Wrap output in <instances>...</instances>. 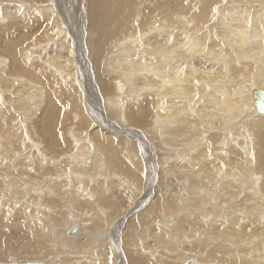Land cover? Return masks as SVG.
<instances>
[{
	"label": "bare ground",
	"instance_id": "6f19581e",
	"mask_svg": "<svg viewBox=\"0 0 264 264\" xmlns=\"http://www.w3.org/2000/svg\"><path fill=\"white\" fill-rule=\"evenodd\" d=\"M86 1V8L90 18L88 17L84 21L86 14L84 17L81 14H77V5L73 7V0H0V100L3 101L2 95H9L6 102L11 101L8 102L10 109L14 108V111L10 113L9 120L0 108V164L7 167L10 157L18 154H24L23 162L21 165L19 164L20 166L32 162V160L37 165L58 162L60 157L63 156L61 163H64L69 170L71 168V172H73L75 170L74 166L83 163L90 152H88L89 149L85 148L86 146L88 147V140H82L80 136L82 129L79 127L81 124L78 127L77 124L80 122H75L74 125L71 123V126L68 127L72 133L71 137L69 134H63L60 127H63L62 119L63 122L65 119L68 120L69 109L67 110V108L69 105L59 106L55 104L56 96L64 97L71 101L67 88L72 85H65L64 89H60L52 78H71L75 80V69L80 71L81 65L84 67L81 70L84 78V71H88V75L91 73L89 69H86L88 59L90 64L92 63L96 79L93 81L94 86H91L90 84L93 82L87 78L86 86H84L86 91L92 92V101L98 104L97 108L101 107L102 94L105 110L111 117H116L120 121V117L123 116V118L130 121L128 126L142 124V122L147 121L152 112L155 113V122L164 119L165 121L170 120L172 123L173 119L179 118V122L175 125H179L181 121L186 122V113H192L194 117L192 119L195 121L190 129L194 140L192 139L188 145L189 147H194L196 142L201 141L202 147L198 148L193 154L187 153L189 158L186 163H174L175 167L170 166V169L178 168L182 179L185 175L191 176V179L187 180L190 185L186 188L189 190L188 194L193 195L195 198L187 197L184 192L181 194L176 192L175 194L173 193L175 191H172L170 195H167L166 192L167 196H165L169 200L170 207H166L164 203L165 196H162L161 201L158 202L155 208L153 206L147 208L146 213L140 215L146 219L145 217H150V211L152 212L150 228L153 234L155 232L163 234L161 227L155 225L157 223L155 220L159 217L158 213L166 208L171 210V212H178L175 216L177 221L169 220L171 216L168 215L166 217L167 220L165 219V222L170 223V227L174 229L170 234L165 235V238L169 240L168 243L172 244V246H175L177 242L176 237H183L184 242L185 240L189 242L192 239L189 236L202 233L198 229L206 230L209 233L211 231L214 232L215 225L213 223H215V217L207 220L203 215V218L182 215L181 213L183 212H180V210H196L199 204L203 206L207 202L202 197L201 190L212 191L216 188L214 184L219 185L220 183H222L221 191L226 199L236 198L242 193L240 191L247 188H251L250 191H254L256 195L262 196L263 210L261 209V213H256V215L254 213L250 214V218L255 217L258 221L262 220L264 218V113L256 110L254 99L252 100L251 95H253L255 88L261 87L260 89H264V0H235V4H223L222 0H202L200 5L202 11L200 14L192 13L194 6L200 0H82L79 4H83ZM56 5L58 14L65 19L67 29L76 33L74 44L76 46V64L78 67H72L73 70L71 65L73 64L74 49L72 50L69 38L65 33V27L62 29L54 23ZM84 27L92 34L93 37L91 39L85 38L83 34ZM178 42L182 43L179 48L180 52L174 57L176 61L170 63L168 61L169 54L176 51ZM218 44L220 45L219 48L217 47ZM86 53L88 54L87 57ZM109 54H113V56L109 58ZM252 56H257L256 63L255 58L251 60ZM204 59H207V62L202 64L201 61ZM244 60H246L247 64L252 62V66L255 68L253 71H256V73L249 68L248 70L246 69L247 65L243 63ZM216 65L224 67L227 71L224 76L217 79H215L218 77L216 74L220 73V70L217 69ZM234 66L241 71V74L245 73V75L241 76L242 79H236L237 73L232 72ZM108 75L112 76L110 82L108 81ZM152 76L155 80L151 81V83L145 82L146 78L150 79ZM150 85L153 86L149 87ZM129 87L131 91H134L131 95L127 93ZM62 90L67 92L63 94ZM245 90L248 92L249 100L243 104L240 101L244 99ZM60 91L61 94L58 95ZM141 98L143 100L140 102ZM203 98H205L204 101H207L204 106L201 104ZM130 100H135L138 104L124 107V102ZM65 106L67 108H63ZM246 108H251L250 115L239 118L241 111ZM80 109L76 111L78 117L85 112H80ZM17 110L20 111V114L17 113ZM21 110H24V114L21 113ZM206 111H209V114L207 113L206 115ZM218 115L220 117L225 116L226 120L219 122V119L216 118ZM205 116L210 118V120L202 125L200 120H204ZM31 117L38 118L35 121H37V127L42 134L39 133L40 135L35 136L36 142H34L36 147L37 145L38 147L34 148L35 150H32V148V151L28 147V152L22 146V144L26 146L29 140L28 135L19 134V130L16 131L15 129L20 127V120L31 119ZM214 118L217 120L215 121ZM86 122L91 125L90 120L87 118ZM111 123L114 125L109 124L110 126L105 130H102L101 126L96 124L92 137L94 142H97V149H95L93 155H98L101 158L105 157L104 155L108 147L111 146L112 139H110L108 133H116L118 130H122L120 123L115 124L113 121ZM199 125L202 126L199 127ZM214 129L218 130V132L212 131ZM62 130L64 129L62 128ZM174 130L182 134L181 128ZM202 131H209V134L205 137L208 138L207 140L203 139ZM211 131L212 134H210ZM215 132H217V135H213ZM235 135L237 139L236 142H232L234 143L231 144L232 147L221 152V147H228L227 145L231 143L232 136L235 137ZM86 136L91 139L89 133ZM214 136L222 138L220 140L221 144L217 146L218 148L215 145L214 147L212 145L214 143L209 139ZM253 138L255 142L257 141L258 148H260L257 156L253 153V146H249V141H252ZM42 140H45L44 144ZM74 140L78 143L77 147L74 145ZM91 143H93L92 140ZM209 145H212V147H209ZM114 146V148L117 147L116 144ZM117 149H119V144ZM129 150L131 149L129 148ZM57 153L63 154H59L60 157L58 158ZM37 154L38 156L35 160L34 156ZM178 154H176V158L182 160V157ZM149 164H153L152 158ZM29 165L31 166V164ZM136 166L138 167L139 163ZM256 170L261 173V177L257 178L254 176L250 179V176H253L252 173ZM55 171L56 169L51 166H44L41 174L45 172L54 173ZM105 171H107V168ZM11 173L13 172H7L8 175ZM219 174H221L222 179L217 182L215 176ZM14 175H16L15 171ZM109 175L105 176L109 177ZM125 175L138 179L136 175L129 173H125ZM26 176L31 177L29 175ZM2 177H5V175ZM2 177L0 175V213L13 208L16 201L20 202L22 199L17 198L18 195L26 199V202L37 200L34 194L25 189L24 182L28 179L24 178L22 180L19 177L17 179L10 176L9 180L4 181L1 179ZM214 180L216 181L215 183ZM40 181H35L34 184ZM125 181L127 180L125 179ZM62 182L66 186V180H62ZM50 186V188L53 187L51 184ZM250 195L254 194L250 193ZM206 197L208 198V196ZM6 198L10 200V203L7 204L9 208L3 203ZM255 203L258 202L256 201ZM50 204L45 202V206L40 205L42 207L40 211L35 208L33 211H26L22 214V217L25 218L24 224L26 228L31 229L32 242L34 240L35 243L41 244L44 239H48V243L44 244V248L47 249L48 247L46 246L52 242L50 241L52 238L50 230L52 228L49 230V225L52 223L53 217L51 214L48 215L43 212L45 207L50 206ZM249 206L246 208H249ZM237 209L234 207L227 214L222 213L221 227L220 229L217 227L220 231H217L223 236V239L227 237V233L234 229H240L237 231L239 232V238H241L249 235L247 232L248 228H254L253 223L247 225V229L245 225L239 224V220L243 222V219L248 216L239 215ZM262 215L263 218L261 217ZM193 218L196 219L193 220ZM251 222L253 221L251 220ZM226 223L227 226H225ZM262 225L264 230V220ZM204 226L207 228H204ZM80 228L72 236L77 234ZM215 236L217 237V235ZM137 241L136 243H138ZM198 241L196 242L197 244L192 243L193 245H190L192 246L191 250H193L194 245L198 246L197 249L199 251L202 250L204 242L200 241L198 243ZM212 244H214L213 241ZM20 245L4 242L0 239V249L2 247L17 248L14 256L18 258L26 259L25 257H28L27 252L29 250L34 252L37 247L34 243ZM31 245L33 247H29ZM179 246L175 248H179ZM98 248L93 247V249ZM84 251L90 252L91 249ZM191 252H183L182 254L192 255L193 252L192 254ZM6 253L9 252L0 254V264H20V262H11V258L9 257L10 259H8ZM96 253H98V257H95ZM44 254L49 253L46 252ZM75 255L66 256L64 257L65 259L56 258L53 264H99L101 262V253L99 251H92L86 257H80L77 253ZM48 260L52 261L54 259L52 257ZM162 262V264H166L164 261ZM33 263L46 264V261L41 259L33 261ZM186 263L201 264L193 260H188Z\"/></svg>",
	"mask_w": 264,
	"mask_h": 264
},
{
	"label": "rangeland",
	"instance_id": "374dc122",
	"mask_svg": "<svg viewBox=\"0 0 264 264\" xmlns=\"http://www.w3.org/2000/svg\"><path fill=\"white\" fill-rule=\"evenodd\" d=\"M73 1H74L73 7L77 5L76 6L78 10L77 14L83 15V17L86 14V18L84 21H86L88 17L90 18L89 13L86 8L87 1L84 2L83 4H79L82 2V0H73ZM222 1H223V4H235V0H222ZM201 2L202 0L196 3V6H194L192 13H197V14L201 13L202 11L200 7ZM73 9L75 10V8ZM55 11L56 12L54 13V17H55L54 23L57 24L58 27L62 29H64L65 27L64 29L65 33L67 34L69 38L72 50L74 49L73 50L74 55H73V61H72L73 64L71 65V68L72 67L77 68L78 67V65L76 64L77 52H76V46L74 44L76 33H74L73 31H70V29H67L64 17H61L58 14L57 5L55 6ZM198 19H200V17H198ZM83 34L85 35V38L87 39H91L93 37L92 34L86 29V27H84ZM181 45L182 43L178 42L176 51L170 52L169 59H168L170 63H174L176 61L174 57L177 55L178 52H180L179 48L181 47ZM217 47L219 48L220 45L218 44ZM87 56L88 54L86 55V57ZM110 56H113V54L108 55L109 58ZM253 58H255V63H256L257 56H252L251 60ZM201 62L202 64H205L207 62V59H204ZM243 63L247 65V68H246L247 70L249 68L250 70H252V72L256 73V71H253L255 68L254 66H252V62L251 64H247L246 60H244ZM87 64L88 65L86 69L87 70L89 69V72L91 73L88 75V71H84L83 72L84 78L82 77V73H81V70L84 67L83 65H81L80 71L75 69V73H76L75 80H72L71 78H55V77H53L52 79L54 83L60 89H64L65 85H72L69 88H67V91H69V94L71 97V101L69 99H66L60 96H56V99H55L56 105H59V106H63L65 104L69 105L68 108L67 106L63 108H67V110L69 109L68 115L70 118L68 117V120L65 119L64 120L65 123L63 122V119H62L63 127H60V130L62 131L63 134L64 133L69 134V136L71 137L72 133L68 127L71 126V123L74 125L75 122L76 123L80 122L79 124H77L78 127L81 124L79 127L82 129L80 131V136L82 140H88L87 141L88 147L86 146L85 148L89 149L88 152L90 153L89 155H87L83 163L74 166L75 170L73 172H71V168L69 170V168L65 167L64 163H61L63 156L60 157L59 154L61 155L63 153H59V154L57 153L58 158L60 157L58 162L54 160L55 162L40 164L41 167L40 165H37L34 160H32L33 163L32 162L25 163L22 166H20L23 162L22 160L24 158V154H18L15 156L13 155L12 157H10V159L13 162L9 159L7 167H5L3 164H0L1 169H3V170L0 169L1 170L0 175L1 177L5 175V177L1 178L2 180L4 181L9 180L10 176L17 178V179L19 177V179L21 178L22 180L24 178L28 179L27 181L24 182L25 189L37 197L36 201L33 200L32 202H26L27 201L26 199H23L21 196L18 195L17 198L19 197L22 200H20V202L16 201V204L13 206V208H9L7 205L10 203V200H9L10 197L4 200L3 203L6 207L9 208V210L4 211V213H0V239L3 240L4 242H10L13 244L16 243L18 245L21 244L20 246L34 243L38 247L34 249V252L29 250L27 252L28 257H25L26 259L18 258L14 256L15 254L14 252L17 248L9 249L8 247H2L1 248L2 250L0 249V254H2L3 252H9V253H6L7 258L8 259L11 258V262H14V263L20 262V264L21 263H32L33 261H38L41 259L45 260L46 264H53L55 263L56 258L65 259L64 257L66 256H76L75 255L76 253L80 257H86L88 256L87 254L92 253V251H97V252L99 251L101 253V262L99 264H146V263L147 264H156V263L162 264L163 263L162 261H164L166 264H178V263L187 264L186 261L188 260H193L196 263H201V264H264L263 262L264 261V230H263V225H262L264 218H263V215L261 216L263 219L259 221L255 217L250 218L251 213H254L256 215V213H261V211L263 210L262 209L263 197L256 195L254 191H250L251 188L243 189L242 191H240L242 193H240L239 196L230 200V199L224 198V194L221 191L222 183H220L219 185L214 184L216 188L212 191H208L204 189L201 190V193H202L201 195L202 197H204V199H206L207 203H205L203 206L199 204L196 209L197 211L193 209L180 210V212H183L181 213L182 215L200 217V218H203L204 216V218L206 217L207 220H211L213 217H215L214 219L215 223H213L215 225L214 232L211 231L209 233L206 230H200L198 229V225H197V229L202 233H196L193 236H189L192 238L189 242H187V240H185L184 242L183 237H178V238L176 237L175 239L177 240V242L179 240V242L178 243L176 242L175 246H172V244L168 243L169 240L165 238V235L170 234L174 229L170 227L171 226L170 223H166L165 221L167 220L166 217L168 216H171L169 220L177 221L175 216L178 212L177 211L171 212V210L166 208L158 213L159 217H157V219L155 220V222H157L155 223V225L157 227H161V231H163V234L156 233V232L153 234L150 228L151 222H152L151 221L152 212L150 211V214H149L150 217L147 216L145 217L146 219L142 218L143 217L142 215L146 213L147 208L152 207V206L153 208H155L158 202L161 201L162 196L164 197L166 195V192H167V195H170V192L172 191H175L173 192L175 194L176 192L180 194L184 192V194L187 197L191 199L195 198L193 195L191 196V194H188L189 190L187 189L190 185L189 183H187V180L189 181L191 179V176L185 175L186 177L184 176V178L182 179L178 172L179 170L178 168L170 169V166H174V163H177V164L186 163V160H188L189 158V156H187V153L193 154L197 151L198 148L202 147L201 141H198L200 143L199 145H198V142H196L197 145L195 144L194 147L190 146L192 150L190 149L188 145L189 142L194 138V136L190 132V129L192 128L194 121H195L194 119H192L194 117L192 116V113H186L187 114V116H185L186 122L181 121L179 125H175L176 123L179 122V118L173 119L172 123L170 122V120L165 121L164 119H161L158 122H155V113L152 112L151 116L147 119V121L142 122V124L128 126L130 124V121L123 118V116L120 117V121H119L118 118L111 117L107 113L104 107V100H103L102 94H101V107L97 108L98 104L92 101L93 94L92 92L86 91L85 82L87 78H89V80L91 79L92 82L96 78L94 74V68L92 67V63L90 64V61H88V59H87ZM90 66L92 67V69H90L91 68ZM216 66H217V69L220 70V73L216 74L218 75V77H216L215 79L221 76H224L225 73H227L224 67H219L218 65ZM233 68L234 69L232 72L237 73L236 79L238 78L242 79L241 76L245 75V73L243 72L241 74V71L237 69L236 66H234ZM132 69H134V67H132ZM81 77L82 79H80ZM111 78L112 76L108 75L109 82ZM153 80H155V78H153L152 76V78L150 79L146 78L145 82L147 81L148 83H151V81ZM40 85L43 86L42 84ZM90 85L94 86V82ZM152 86L153 85H150L149 87H152ZM67 91L66 90L63 91V94H65ZM133 92L134 91H131L129 87L127 93L131 95V93ZM60 94H61V91L58 93V95ZM8 96L9 95H2L1 98L3 101L0 100V108L3 110L4 114L7 116L9 120L10 113L14 111V108L10 109V104L8 102H11V101L6 102V100H8L7 99ZM243 97L244 99L240 102L245 104L249 100L248 92L246 90L243 94ZM251 97L253 100L254 99L253 95H251ZM204 99L205 98H203L202 99L203 101L201 102L203 106L207 103V101H204ZM142 100L143 99L141 98L139 101L141 102ZM136 104L138 103L135 100H130L128 102H124V107L132 106ZM78 109L81 110L80 112L85 111L83 114H80L79 117L77 116V112H76ZM250 109L251 108H248V109L246 108L243 111H241L242 113L240 112L241 114L239 118L250 115V112H251ZM21 111H22L21 113L24 114V110H21ZM17 113L20 114V111L17 110ZM207 113L209 114V111H206V115ZM236 113L237 111L235 112V115ZM35 114H38V113H35ZM260 115H263V114H260ZM218 116L216 118L219 119V122H224L226 120L225 116H221V117L220 115ZM86 118L90 120L91 125L87 124ZM216 118H214L215 121L217 120ZM36 119L38 118L31 117V119L29 118L26 120H20L19 122V124L21 123L20 127L18 129H15L16 131L19 130L18 131L19 134L23 133V135L25 134V136L28 135L29 140L27 138L28 141H27L26 146L25 144L24 145L22 144V146L25 147L24 150L28 151V149L30 148L29 150L32 151L38 147V145L36 147L35 136H38L42 133L37 127V123H36L37 121H35ZM209 120L210 118H206L205 116L204 120L201 119L200 121L203 125L206 121H209ZM111 121H113V123L115 124L120 123L122 125V130H120L121 132L118 130L119 135H118V132H116L115 130L114 131L116 133H113V132L108 133V136L110 137V139L112 138L111 146L108 147L107 152L104 155L105 157H103L104 158L103 159L98 155L96 156L93 155V153H95V149H97L96 148L97 142L96 141L94 142V138L92 137V132L95 130L96 124H99L102 130H105L110 125H114L111 123ZM212 123H215V122H212ZM202 125H199V127H201ZM36 127L37 129H35ZM62 128L64 130H62ZM178 128L182 129L181 133L183 135L178 133L177 130H174ZM212 131L218 132V130L216 129ZM212 131L210 132V134H212ZM208 132L202 131V136L204 140L208 139V138H205L206 135L209 134ZM217 132L213 133V135H217ZM88 133L91 135V139L90 137L86 136ZM233 136L231 139V143L227 145L228 147H224V146L221 147V152H223L224 150H227L228 148L230 149L232 147L231 144H234L232 142H236L237 136L236 135L235 137ZM124 138H126V140L123 141ZM209 139L212 143H214L212 145L213 146L215 145L216 147L221 144L220 140H222V138H219L218 136H214L212 139L210 137ZM91 140L93 143H91ZM78 141L80 142V140ZM44 142L45 140H42L43 144ZM249 142H250L249 146L251 147L253 146V149H254L253 153H255L256 154L255 156H257V154H259L258 152H260V148H258L257 141L255 142V139L253 138V140ZM263 142H264V138H263ZM42 143H39V144H42ZM115 144L117 145L116 148H114ZM118 144H119V149L121 148L120 150L117 149ZM74 145L76 147L78 146V143L75 140H74ZM212 145H209V147H212ZM128 147L131 150H129ZM182 152L183 154L181 155ZM178 153L182 157V160H178L176 158V154ZM126 154L127 156H125ZM263 155H264V152H263ZM37 156L38 154L34 156L35 160ZM151 158H152L153 164H149ZM212 159H215V158H212ZM59 163L61 164L59 165ZM138 163H139V166L137 167L136 164ZM29 164H31V166ZM44 166L46 167L51 166L52 168H55L56 171L54 173L45 172L44 174H41V171L44 168ZM106 168H107L108 173H106L107 171H105ZM64 169L66 170L63 171ZM97 169H99L100 171ZM9 171H12L13 173L8 175L7 172ZM14 171L16 175L13 176ZM125 173L136 175L138 179L129 177L125 175ZM220 173L222 174V172ZM258 173L259 171L256 170L254 173H252L253 176H250V179L253 178L254 176L257 178L261 177L260 175L261 173L259 174ZM195 174H197V172H195ZM221 174L215 176L216 177L215 180L217 182L222 179V176H220ZM26 175H29L31 177H27ZM105 175L106 176L109 175V177H106ZM124 178L127 181H125ZM62 180H66V186L63 184ZM215 180H214V183L216 182ZM35 181H40V182L34 184ZM50 184L53 186L52 188H50L51 187ZM70 185H73V186L70 187ZM181 188H182V191H181ZM49 192H52V193H49ZM248 192L254 195H250V193ZM205 193L206 194L208 193V194L206 195ZM47 195L49 196L47 197ZM148 196L150 197L148 198ZM166 196L164 198V203L166 207H170L169 200L166 199ZM206 196H208V198ZM256 201L258 203H255ZM45 202L46 203L49 202L51 204L50 206L45 207V211L43 213H46L48 215L51 214L53 217V221L49 225V230L52 228L51 229L52 231L50 230V233L52 236L50 241L52 242H50L49 245L46 246L48 247V249L44 248V244L48 243V239H44L41 242V244L35 243L34 240L32 242L33 238L31 236V231H30L31 229L26 228V225L24 224L25 218L22 217V214L25 213L26 211H33V209L35 208L40 211V209H42L41 206H45ZM253 203L256 204L255 205L256 207L252 206L254 205ZM215 205L217 206V208ZM249 205L252 206L253 208L250 207ZM247 206H249V208H246ZM234 207L238 208L237 210H238L239 215L248 216L246 219H243V222L242 220H239V224L245 225L247 229L248 228L247 225H250L251 223H253L254 228H248L247 232L249 235L245 237H241V238H239V232L237 231L240 229H236V230L234 229L231 232L227 233V237L225 238L226 239L225 240L223 239V236L219 233L220 231L219 229L221 227L220 223L222 221L221 218L223 216L222 213L224 212V214H227L228 212H230V210L232 211ZM131 212L134 214H132ZM195 219L196 218H193V220ZM160 220L161 222L159 223ZM251 220L253 222H251ZM164 223H166L165 226H163ZM206 226H204V228L208 227ZM225 226H227V223L225 224ZM79 228H80L79 230L80 233L78 232L77 234L72 236L74 232H76ZM213 233L217 235V237ZM129 235L130 237L128 238ZM70 236L73 238H71ZM136 241L138 243H136ZM197 241L198 243L200 241L204 242L202 244V246L204 247V248L202 247L203 252H201L202 250L199 251L197 249L198 248L197 245H194L193 250H191L192 246L190 245L192 243L197 244L196 243ZM212 241L214 244H212ZM224 241L226 242L224 243ZM219 242L220 244H218ZM178 246L179 248H175ZM29 247H33V246L31 245ZM93 247L94 248L99 247L100 249L99 248L93 249ZM89 248L91 249L90 252L84 251ZM180 248L184 250L186 249V251L182 249L180 250ZM188 251L189 252L192 251L193 254L192 252H191L192 255L182 254L183 252H188ZM194 251H198V252H194ZM46 252H48L49 254H44ZM84 252H86L87 254ZM49 257L50 258L53 257L54 260L52 261L48 260L50 259ZM95 257H98V253L95 254ZM203 259H205L206 261ZM203 261L205 262L203 263ZM92 264H95V263H92Z\"/></svg>",
	"mask_w": 264,
	"mask_h": 264
},
{
	"label": "water",
	"instance_id": "95a60500",
	"mask_svg": "<svg viewBox=\"0 0 264 264\" xmlns=\"http://www.w3.org/2000/svg\"><path fill=\"white\" fill-rule=\"evenodd\" d=\"M254 105L256 110L260 113H264V91L260 88H255L253 91ZM23 264H35V263H23Z\"/></svg>",
	"mask_w": 264,
	"mask_h": 264
}]
</instances>
